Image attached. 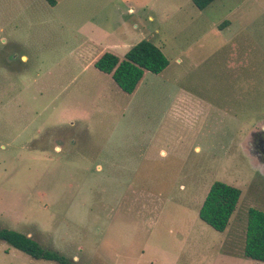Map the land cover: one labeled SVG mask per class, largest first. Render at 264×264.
<instances>
[{
  "label": "rangeland",
  "instance_id": "rangeland-1",
  "mask_svg": "<svg viewBox=\"0 0 264 264\" xmlns=\"http://www.w3.org/2000/svg\"><path fill=\"white\" fill-rule=\"evenodd\" d=\"M144 39L169 66L128 94L93 61ZM261 127L264 0H0V227L77 264H264L244 256ZM216 180L242 191L223 232L199 216ZM0 264L59 263L0 240Z\"/></svg>",
  "mask_w": 264,
  "mask_h": 264
},
{
  "label": "trees",
  "instance_id": "trees-1",
  "mask_svg": "<svg viewBox=\"0 0 264 264\" xmlns=\"http://www.w3.org/2000/svg\"><path fill=\"white\" fill-rule=\"evenodd\" d=\"M55 5L56 0H48ZM215 0H193L194 4L204 9ZM95 67L111 74L117 85L126 93L132 94L148 70L160 74L169 60L162 49L151 40H141L126 53L124 58L112 52H103L94 62ZM200 207L199 216L217 231L223 232L229 225L241 196V189L225 181L216 180ZM246 228L244 256L264 262V210L250 208ZM0 240L29 254L35 259H46L59 264H77L73 259L58 250L44 247L38 240L26 233L0 227Z\"/></svg>",
  "mask_w": 264,
  "mask_h": 264
},
{
  "label": "crops",
  "instance_id": "crops-1",
  "mask_svg": "<svg viewBox=\"0 0 264 264\" xmlns=\"http://www.w3.org/2000/svg\"><path fill=\"white\" fill-rule=\"evenodd\" d=\"M131 10L133 11V8H131ZM150 18L149 19H152L153 17L150 15L149 16ZM136 23H137V21L136 22H133L132 23V25H136ZM138 25H140V24H138ZM132 27H134V26H132ZM86 28H87V30L89 31L90 30V33L92 34V38L91 39H93L94 40V36L96 37V39L97 40H102V39H109L110 37H112V35H114V32L116 31L113 27H104V26H102V25H99V26H97V25H91V26H86ZM137 28H139V26H137ZM220 29H223V26H220ZM119 30H120V33H122L123 35H124V33H125V35H124V37L126 36L127 37V35H131V33H133L134 32V30L132 29V28H130L128 25H127V23L126 22H124V21H120L119 22ZM118 40H120L119 38L116 40V43H106V49L107 50H112L111 49V47H116V46H118V44L117 43H119L120 41H118ZM100 41H97L96 43H98V45H101L102 43L100 42ZM135 45V44H134ZM133 45V46H134ZM132 47V46H131ZM131 47H130V49H131ZM96 48H97V45H96ZM105 49V50H106ZM129 49V50H130ZM105 50H103V51H99L98 53H97V55H96V57L94 58V61H93V65H94V62H95V60L103 53V52H111V51H105ZM128 50V51H129ZM127 51V52H128ZM126 52V53H127ZM112 53H115V52H112ZM126 53H125V55H126ZM116 54V53H115ZM116 55H118V54H116ZM120 57V56H119ZM23 58L25 59L26 58V56L25 55H23ZM121 59H122V57H120ZM95 66V65H94ZM169 66V65H168ZM167 69V68H166ZM101 71V70H100ZM145 71V70H144ZM165 71V70H164ZM103 72V71H102ZM105 73V72H104ZM107 74V73H106ZM108 75H111V74H108ZM144 75H145V73H144ZM111 77H112V75H111ZM144 77V76H143ZM113 78V77H112ZM143 79V78H142ZM141 79V80H142ZM114 80V79H113ZM141 82V81H140ZM139 82V83H140ZM117 84V83H116ZM139 85V84H138ZM138 87V86H137ZM121 89V88H120ZM137 89V88H136ZM135 89V90H136ZM122 90V89H121ZM129 94V93H128ZM30 236V235H29Z\"/></svg>",
  "mask_w": 264,
  "mask_h": 264
},
{
  "label": "flooded vegetation",
  "instance_id": "flooded-vegetation-1",
  "mask_svg": "<svg viewBox=\"0 0 264 264\" xmlns=\"http://www.w3.org/2000/svg\"><path fill=\"white\" fill-rule=\"evenodd\" d=\"M256 130H259V132L251 135L254 141L252 142L254 148L253 155H255L258 161L264 162V127ZM252 138L250 137L248 142H250V139L252 140Z\"/></svg>",
  "mask_w": 264,
  "mask_h": 264
}]
</instances>
